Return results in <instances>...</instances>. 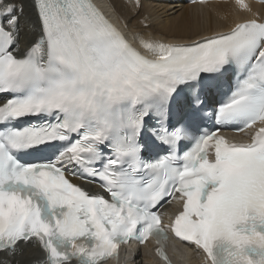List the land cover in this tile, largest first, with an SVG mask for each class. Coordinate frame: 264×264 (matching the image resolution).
I'll use <instances>...</instances> for the list:
<instances>
[{"label":"snow or ice","instance_id":"snow-or-ice-1","mask_svg":"<svg viewBox=\"0 0 264 264\" xmlns=\"http://www.w3.org/2000/svg\"><path fill=\"white\" fill-rule=\"evenodd\" d=\"M30 4L21 50L24 5L0 0V254L104 264L153 237L171 264V232L205 264H264V17L235 0L248 15L227 30L163 43L130 41L95 0ZM173 200L165 226L157 209Z\"/></svg>","mask_w":264,"mask_h":264},{"label":"bare ground","instance_id":"bare-ground-1","mask_svg":"<svg viewBox=\"0 0 264 264\" xmlns=\"http://www.w3.org/2000/svg\"><path fill=\"white\" fill-rule=\"evenodd\" d=\"M96 1L106 9L108 16L113 19L112 22L129 37L130 41L132 33H140L145 38L151 37L163 43H184L190 37L196 38L198 35L225 31L233 21L248 15L235 7V1L191 5L185 3V0H156L158 4L154 6L149 0H139L142 4L139 9L136 7L137 0ZM16 3L18 6L24 5V12L20 15V48L24 50L31 39L30 20L35 19V13L31 8L30 0H16ZM249 4L253 12L264 17V5ZM126 24L127 27H125ZM144 25H150V27L145 28ZM134 43L138 44V42ZM68 178L89 192H102L98 187L81 183L70 176ZM177 206L180 205L175 203L172 208L177 209ZM177 213V210L172 212L173 216ZM182 243L185 246H182ZM152 249L153 245L150 243L141 250H138L137 245H126L122 247L117 257L110 259L106 264H135L136 262L139 264L138 260L141 258L145 259V264H165V261ZM164 250L174 264H187L189 254H192L195 264H205L201 252L194 247H189L185 242L178 243L172 237L166 241ZM45 259V254L37 246L22 245L15 256L0 254V261H4V264H45Z\"/></svg>","mask_w":264,"mask_h":264},{"label":"rangeland","instance_id":"rangeland-1","mask_svg":"<svg viewBox=\"0 0 264 264\" xmlns=\"http://www.w3.org/2000/svg\"><path fill=\"white\" fill-rule=\"evenodd\" d=\"M151 3H152V5H157L158 4V2L156 1V0H149ZM114 11H115V9H114ZM107 12V11H106ZM108 13V12H107ZM170 17H173V16H171L170 15ZM131 256V255H130ZM132 256H134V255H132ZM128 258V257H127ZM133 258V257H132ZM192 258V259H191ZM129 259H131V258H129ZM144 258H141L140 260H138V263L139 264H145L146 263V261H145V259L143 260ZM188 261H186V263L188 264H195L194 262H195V259L193 258V256H192V254H189V258L187 259ZM190 260V261H189ZM191 260H193V262L191 261ZM140 261H141V263H140ZM107 262H105L104 264H106ZM137 263V262H136ZM135 263V264H136ZM134 264V263H133Z\"/></svg>","mask_w":264,"mask_h":264}]
</instances>
